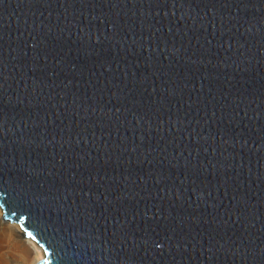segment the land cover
<instances>
[{
    "label": "water",
    "instance_id": "obj_1",
    "mask_svg": "<svg viewBox=\"0 0 264 264\" xmlns=\"http://www.w3.org/2000/svg\"><path fill=\"white\" fill-rule=\"evenodd\" d=\"M0 206L37 264H264V0H0Z\"/></svg>",
    "mask_w": 264,
    "mask_h": 264
},
{
    "label": "rangeland",
    "instance_id": "obj_2",
    "mask_svg": "<svg viewBox=\"0 0 264 264\" xmlns=\"http://www.w3.org/2000/svg\"><path fill=\"white\" fill-rule=\"evenodd\" d=\"M1 226L3 225L0 224V264H24L35 260L34 247L26 241L31 249V251L26 252L21 243L11 239V237H9V235H7L4 231V226ZM21 236L22 235L19 233L18 238H22Z\"/></svg>",
    "mask_w": 264,
    "mask_h": 264
},
{
    "label": "bare ground",
    "instance_id": "obj_3",
    "mask_svg": "<svg viewBox=\"0 0 264 264\" xmlns=\"http://www.w3.org/2000/svg\"><path fill=\"white\" fill-rule=\"evenodd\" d=\"M18 223H19L18 221H12V220L6 219L5 215H4V211H3L2 207L0 206V224H2L4 226V227L3 226H1V227H3L6 234L9 235V237H11V239L17 241L18 243H21V245L24 247L26 252L31 251L30 246H28L26 241H28L35 249V255H34L35 260H33L32 262L24 263V264H37L39 259L44 257V251H43L42 247L33 238L28 237L25 234V230L22 228L21 224L20 223L18 224ZM19 233H20V235H22L21 236L22 238H20V239L18 238Z\"/></svg>",
    "mask_w": 264,
    "mask_h": 264
},
{
    "label": "snow or ice",
    "instance_id": "obj_4",
    "mask_svg": "<svg viewBox=\"0 0 264 264\" xmlns=\"http://www.w3.org/2000/svg\"><path fill=\"white\" fill-rule=\"evenodd\" d=\"M27 235L29 236V237H32V233H27ZM33 239H35V237H32Z\"/></svg>",
    "mask_w": 264,
    "mask_h": 264
}]
</instances>
